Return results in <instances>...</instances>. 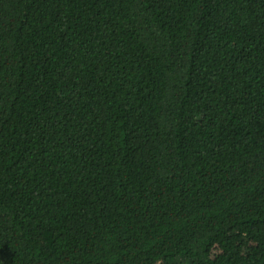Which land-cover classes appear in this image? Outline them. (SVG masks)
Wrapping results in <instances>:
<instances>
[{"label": "trees", "instance_id": "trees-1", "mask_svg": "<svg viewBox=\"0 0 264 264\" xmlns=\"http://www.w3.org/2000/svg\"><path fill=\"white\" fill-rule=\"evenodd\" d=\"M0 264H264V0H0Z\"/></svg>", "mask_w": 264, "mask_h": 264}]
</instances>
